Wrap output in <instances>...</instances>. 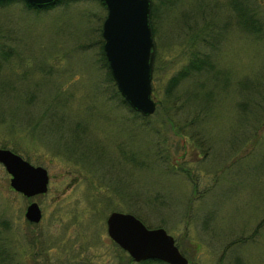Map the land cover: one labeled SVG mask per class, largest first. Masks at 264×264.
Returning <instances> with one entry per match:
<instances>
[{
  "label": "rangeland",
  "instance_id": "1",
  "mask_svg": "<svg viewBox=\"0 0 264 264\" xmlns=\"http://www.w3.org/2000/svg\"><path fill=\"white\" fill-rule=\"evenodd\" d=\"M23 1L0 2V147L46 168L48 184L27 197L0 163V264H169L118 246L113 210L163 227L187 264H264V21L248 31L234 7L264 19V0H155L145 116L101 61L104 2ZM198 50L212 67L167 91Z\"/></svg>",
  "mask_w": 264,
  "mask_h": 264
},
{
  "label": "water",
  "instance_id": "2",
  "mask_svg": "<svg viewBox=\"0 0 264 264\" xmlns=\"http://www.w3.org/2000/svg\"><path fill=\"white\" fill-rule=\"evenodd\" d=\"M47 5L56 0H26ZM107 13L102 22L103 50L116 85L124 99L142 115L155 110L151 77L155 42L150 26L151 0H103ZM0 163L10 174V186L29 197L47 190L48 173L7 147H0ZM38 222L41 209L31 201L24 212ZM107 233L135 261L157 258L169 264H187L171 234L161 227H147L131 212L113 210L106 217Z\"/></svg>",
  "mask_w": 264,
  "mask_h": 264
},
{
  "label": "trees",
  "instance_id": "3",
  "mask_svg": "<svg viewBox=\"0 0 264 264\" xmlns=\"http://www.w3.org/2000/svg\"><path fill=\"white\" fill-rule=\"evenodd\" d=\"M4 1H7V0H0V2H4ZM59 1L60 0H56L55 2L50 3L48 6H51L54 3H57ZM101 1L104 2L103 0H101ZM23 2L30 9L39 8L35 5L29 4L25 0ZM43 7L46 8V6H43ZM234 7L238 11L237 17L239 18L240 24H242V26L244 28H246V30L254 32L256 34H258V33L260 34V32L262 30L264 19L262 16L261 17H260V15L258 16V13L255 9L256 7L254 5L253 6L248 5V2H247V4H245V2H243V1L237 3V5L235 4ZM158 8H159V6H157L156 1L152 0L151 13H150L152 32L156 31L154 20H155L156 11L158 10ZM201 53H202V50H198V52L193 53V55L189 58V60L175 74H173L170 77V79L167 82V84H168L167 91L169 89L171 90L172 88L176 87L186 77L193 75V74H196V73L199 74V73L203 72L205 66L208 68L212 67V64L210 63L209 59L206 58V56H203V54H201ZM101 54H102L101 61L104 63V65L106 67H108V70H109L108 61H107L106 56L103 52V48L101 50ZM108 73L110 74V71ZM110 77H111V74H110ZM121 101L126 103V101L122 97H121ZM70 139H71V137H70ZM80 139H81V135L76 136V138H75V136H73V141L71 139L72 143H71L70 147L75 148V145H76L75 141L78 142V140L80 141ZM12 150L16 151L15 148H13ZM154 260L155 259H148V260H145V263H151ZM155 261H159V260H155Z\"/></svg>",
  "mask_w": 264,
  "mask_h": 264
}]
</instances>
